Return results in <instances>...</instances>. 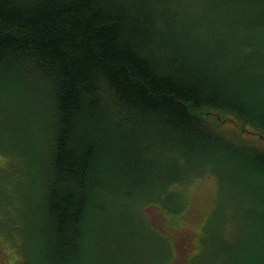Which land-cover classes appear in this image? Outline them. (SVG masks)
Listing matches in <instances>:
<instances>
[{"label": "trees", "instance_id": "1", "mask_svg": "<svg viewBox=\"0 0 264 264\" xmlns=\"http://www.w3.org/2000/svg\"><path fill=\"white\" fill-rule=\"evenodd\" d=\"M189 1L0 0V124L4 115L9 119L7 114L21 101L15 124L22 119L25 126L37 127L36 134H32L27 130L22 133V127L17 126L18 141L23 136L29 149L20 143L25 150L16 156L13 143L8 141L11 132L0 130V143H4L1 152L7 158L0 175L5 182L12 180L7 189L0 188V223L14 217L9 226L12 231L28 221L33 224L40 213L45 216L50 222L47 227L54 254L48 246H42L41 252L51 254V264L72 260L75 251L81 255L78 243L100 249L104 243L98 244L95 237L101 233L106 243L112 237L125 236L116 216L117 227L113 230L101 227L90 237L82 235V241L76 237L85 228L83 220L96 217L97 206L105 214L114 200L108 190L96 193L100 186L97 183L105 181L106 175L107 183L113 179L114 171L107 160L118 156L113 150L117 144L113 143L115 132L111 144L97 140L94 145L95 132H102L104 138L108 125H112L107 123L109 120L122 131L123 142H130L122 143V150H140L155 165L125 158L123 170H129L132 179L117 186L124 189L122 193L143 189L153 179L145 177V171L154 167L170 169L177 175L196 170L191 176L196 178L205 175V170L217 168L234 170L239 179L254 178L249 184L254 199L264 202V144L258 143L264 139V104H252L236 88L237 79L242 78L241 83L259 84L261 80L264 86V48L263 55L258 51L264 35L248 31L237 35L236 31L227 39L211 34L194 38L191 43L189 29L185 28L188 23L193 24L190 16L199 6L195 4L197 0ZM227 1V23L223 26L231 24L229 18L234 19L240 5V29L262 24L264 28V0ZM207 10H212L207 12L209 17H213V12L219 14L217 6ZM251 16L253 21L248 20ZM214 23L207 21L206 26ZM176 25L181 28L180 35ZM152 50L163 56V63L153 60ZM230 50L235 51L233 57ZM221 69V74L233 81H222L218 73ZM9 93L11 99L7 97ZM225 123L229 126L225 127ZM144 126L148 127L146 132L141 130ZM139 137L145 141H137ZM166 154L175 157L165 162L158 156ZM42 155L44 165L39 168L33 160H41ZM96 157L101 162L106 159L105 164L99 160L95 163ZM4 170H9L10 175ZM31 176L38 183L42 179L43 207L34 196L30 215H24V209L8 214L6 198L12 194L10 185H16L24 197L25 184L32 183ZM168 182L161 188L154 187V192L142 197L140 204H161L160 197L166 195L162 193L159 199L153 196L167 188ZM156 189L159 190L155 193ZM258 191L259 198L255 194ZM160 208L167 211L168 205ZM259 219L264 223V214ZM183 225L194 233L195 227ZM238 227L235 221L231 233ZM138 228L144 230L142 225ZM216 236H204L192 264H233L223 254L227 240L219 241ZM149 237L163 251L160 240L165 236ZM188 239L182 237L179 241L181 263L188 257ZM227 244L230 248L231 242ZM170 250L163 252L168 254ZM218 252L223 255L222 263ZM244 262L264 264V253L249 256ZM27 263L31 264L28 260Z\"/></svg>", "mask_w": 264, "mask_h": 264}, {"label": "rangeland", "instance_id": "2", "mask_svg": "<svg viewBox=\"0 0 264 264\" xmlns=\"http://www.w3.org/2000/svg\"><path fill=\"white\" fill-rule=\"evenodd\" d=\"M193 1L194 0H191L188 3H192ZM202 1L203 0H197L195 2V4H198L199 9L194 10L190 16L193 24L188 23L186 28L182 27V29H189L191 43L195 42L194 38L201 39L211 34L219 35L222 36L221 38L227 39L231 37L229 35H232V33H235L236 31H238L237 35H241L247 31L257 32L264 35L263 24L261 26L249 25L244 29H240V24L237 23V21L238 16L240 15L239 13L243 9L242 6L239 5L236 7L235 10L238 11L234 16V19L229 18L232 25H226L225 27L223 26L227 23L225 16L227 15V12L225 13V7H227L228 1ZM211 6H217L219 9L218 15H216V12H213V17L208 16L207 12H211L212 10H207V8ZM218 17L219 19L216 22L215 18ZM248 18L250 21H253L254 19L252 16ZM211 20L215 22L214 26H206L207 21L211 22ZM180 30L181 28L179 29L176 25V32L179 33V35L181 34ZM244 35L245 34H243V36ZM251 37L252 35L250 34V38ZM259 41L260 39H257V42ZM263 41L264 40L258 43V51L260 54L264 48ZM229 52L232 54V57L235 55L234 50H230ZM259 52L256 56H258ZM145 53L146 51L143 52V54ZM150 53L155 62L163 63L161 60L163 59V56H157L154 50H152V52L150 51ZM261 66L264 67V64ZM261 66H259V68H263ZM223 69L219 70V72L217 71L221 75V80L226 83L233 81L229 80L227 75L221 74ZM237 80L238 87L236 88L241 92L244 99L251 101V103L260 102L258 105H261V103L264 104V86H261V80L259 84L252 83L251 85L241 83L243 78ZM256 84L257 87H255ZM11 96L12 93L7 95L9 99H11ZM19 103L21 104V101H19ZM20 104H17L16 108L20 107ZM1 107H3V104H1ZM16 108L10 111V115L9 113L7 114V117H9L8 120L4 115V121L0 124V130L4 129L5 131L11 132V134L8 135V138L11 140L8 141L13 143L14 156L25 150L24 146L20 145V143L25 145L24 137L18 133L22 136V140L18 141L16 136L18 132L16 129L17 126L22 127V133H24V130H27L29 133L33 132L32 134H36L37 132L36 126L27 127L22 122V119L19 120L18 125L15 124L18 120V117H16ZM220 120H222L221 117ZM7 122L10 123L8 124ZM222 122L224 123V120H222ZM107 123H112V125H108L104 138H101L102 132L99 135L98 131L94 128V130L97 131V133L95 132L93 139L94 145L97 140L99 142L102 141L106 145L111 144L112 132H115V140L113 143L117 144L113 145V150L118 153V156L112 160H107L108 164L111 166L110 170L114 171L113 179L110 183H107L108 179L106 175L104 179L105 181H99V183H97L100 184V186L96 193L100 192L101 189L108 190L113 194L114 200L109 208L106 207L107 213L105 214H102L101 209L98 206H95L96 217L93 219L91 218L92 220H89V217L83 220V223L85 222V228L80 229V232L76 237L78 238L79 236V240L81 239L82 241V235L84 238L86 233L88 234V237H90L94 230L98 231L101 227H106L105 230L107 231L113 230L114 227H117L116 216L119 218V229L125 233V236L120 238L112 237L109 242L106 243V239L103 237L104 234L101 233V236L95 237L98 244L101 242L104 243L100 249H91L88 248L87 245H81V243H78V249L80 247L81 255L75 251L72 255V260H66L67 262H64L63 264H192V258L194 257V252H196V249L198 248V243L205 239L204 236L207 233H210V235H217L216 237H218L219 241L227 240L231 242L230 248L226 241L225 248L222 249L224 256L233 260L231 261L233 264H242V262L245 261V258L249 256L259 257L260 254L264 253V235L262 233V225L264 226V223L259 221L261 214H264V202H259V199H257V201L254 199V191L249 186V184H251L250 181H254V178L244 177L239 179L238 173H235L234 170H219L217 168H213V170H205L207 174L205 173V175L196 178L191 177L196 173V170H186L187 172L182 175H177V173L172 172L170 169L161 170L154 167L152 170L145 171V177H153V179L143 189H137L132 193H122L124 189L117 186L132 179L131 175H129V170H123L125 168V166H123L125 158L128 159L130 157L140 159L145 165L150 164L152 167L155 165L151 160H148L140 150L131 151L129 153L122 150L124 144L130 142H123V140H125L122 136L123 133L120 131V128L115 129L113 127L114 124L112 120L107 121ZM224 126L228 127L229 124L225 123ZM141 130L146 132L148 127L144 126ZM128 134H130V132ZM129 136L130 135H127V137ZM137 141L145 140L139 137ZM258 143L260 145L264 144V139L261 138L260 141L258 140ZM96 146H98V144H96ZM3 148L4 143H0V170H2L7 163V158L3 155L4 153L1 152V150L3 151ZM26 148L27 150L29 149L28 147ZM36 149L37 148L31 149V152H34ZM158 156L165 162H168L175 157L174 155L169 154ZM43 157L44 156L42 155L41 160H33L36 166L38 163L37 167L39 168L44 165ZM95 160V163H97V160L101 162L97 157ZM105 160L106 159H102L101 164H105ZM169 163H171V161ZM4 171L10 175L9 170ZM104 174H102L101 179H103ZM31 179L32 183L29 186L25 184V191L27 194H25L24 197L16 185H10L9 188L12 191V194L8 199L6 198L7 206H9V208L7 207L8 214L9 212L15 214L17 211L19 213L20 210L24 209V215H30L33 210L34 196L37 202L43 207L44 187L43 183H41L42 179L39 183L33 176H31ZM10 181L12 180L5 182L4 178L0 175V188L7 189ZM167 182L168 187L153 196L157 199H159V196L162 193L168 196L167 199L166 196L160 197L161 200L158 202L161 204H140V199L153 193L155 189L154 187L161 188L167 184ZM89 189L91 192V188ZM158 190L159 189H156L155 193ZM36 192L38 194H36ZM255 194L257 195V198H259L261 192L258 191ZM121 199L123 200L122 203ZM92 203L93 201L91 204ZM162 204L168 205L167 211L161 210L162 208H160V205ZM13 219L14 217H9L7 218V222L0 223V264H28L27 260L31 262V264H51V254L46 250L43 251H46L47 253L42 254L41 252L42 246H48L51 253L54 254V249L52 245H50L52 239L51 241L49 240L50 236L48 232L50 228L47 227L50 225V222L46 220V217L42 216L40 213V216L37 217V221L33 224L31 221H28L21 229L17 230L15 228L14 230L16 231H11L9 230V226ZM110 219L111 221H108ZM17 220L18 216H16L15 223H17ZM235 221H238L239 227L234 233H231L235 228ZM195 223L196 226H194ZM183 224L195 227L194 233L190 232L186 225ZM141 225L144 226L143 231L138 228ZM154 230H157V232L153 233ZM144 231H146L147 234ZM158 235L162 237L165 236V239L160 240V242L162 243L163 251H169L171 249L168 254L160 251L157 248V241L149 237ZM187 236L189 237V242L186 243L190 249L187 259L181 263L179 257L181 256L182 251L180 249L179 241L182 240V237L186 238ZM217 254L220 263H222V253L218 252ZM78 255L80 256L79 259H77ZM212 261L213 259H211L210 262ZM249 263L244 262L243 264Z\"/></svg>", "mask_w": 264, "mask_h": 264}, {"label": "bare ground", "instance_id": "3", "mask_svg": "<svg viewBox=\"0 0 264 264\" xmlns=\"http://www.w3.org/2000/svg\"><path fill=\"white\" fill-rule=\"evenodd\" d=\"M243 45H247V44L245 43V44H243Z\"/></svg>", "mask_w": 264, "mask_h": 264}]
</instances>
